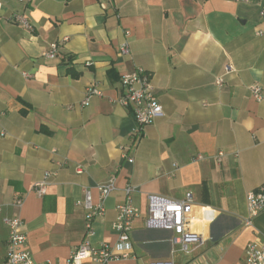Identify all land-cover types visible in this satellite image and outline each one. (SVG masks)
I'll return each instance as SVG.
<instances>
[{
    "label": "crops",
    "instance_id": "0c3cea01",
    "mask_svg": "<svg viewBox=\"0 0 264 264\" xmlns=\"http://www.w3.org/2000/svg\"><path fill=\"white\" fill-rule=\"evenodd\" d=\"M0 4L1 264L8 235L3 216L21 218L35 262L64 264L77 244L89 241L110 244L116 258L108 264H244L246 245L264 241V211L250 217L246 203L247 193L264 182V0ZM15 13L30 27L15 23ZM125 31L129 53L121 56ZM55 41V57L43 58ZM136 68L151 73L163 115L133 143L135 121L118 97L120 76ZM91 84L101 94L83 105ZM252 84L261 87L260 100ZM45 174L46 192L38 196L33 184ZM112 176L116 188L89 234L84 189L96 202V185ZM127 184L135 187L139 214L129 246L119 248L112 224ZM188 193V228L205 242L183 252L171 243L170 230L147 227L145 220L148 195L181 200Z\"/></svg>",
    "mask_w": 264,
    "mask_h": 264
},
{
    "label": "built area",
    "instance_id": "2783aa9c",
    "mask_svg": "<svg viewBox=\"0 0 264 264\" xmlns=\"http://www.w3.org/2000/svg\"><path fill=\"white\" fill-rule=\"evenodd\" d=\"M21 3L30 0H18ZM103 6V5H102ZM1 7V4H0ZM264 14V8L261 10ZM15 23L25 28L30 27V23L22 13H15L12 16ZM128 31H125V39L119 45V54L126 56L129 53V43L127 40ZM63 40L66 37L62 38ZM58 42L50 44L49 48L41 53L43 58H53L58 49ZM232 71L230 65H226L224 73L228 74ZM29 76L27 73H23ZM217 85L223 83V77L218 76L215 79ZM120 94L118 102L129 108L135 125L131 132V140L135 143L142 135L143 128L151 124L156 118L163 115V108L158 98L154 94L151 73L143 68L124 73L119 78ZM251 94L257 99L262 98V89L258 84L249 86ZM101 92L96 85H88L85 88L84 98L81 104L88 105L93 96H100ZM223 156V152L219 151L214 159L219 162ZM198 155L196 159H200ZM132 161V158H128ZM81 165L76 166V172H82ZM48 174L33 184V191L42 196L46 192L48 185ZM116 188L115 177H110L106 182L97 184L98 200L92 199L91 190L84 189L83 207L85 210V222L87 233L91 232V224L93 220L103 214V202L106 197ZM135 187L127 184L124 189V201L117 205V216L112 224L113 230L117 234V246L122 248L129 246L132 221L139 214V209L132 202V194ZM22 198H16L15 206H20ZM193 199L190 193L186 194L181 200H174L156 194L148 195L147 217L145 225L153 228H164L172 232L170 241L177 244L180 251L190 252L194 248L201 246L205 242V238L201 232H193L189 230L188 223L190 221L189 214L191 212ZM247 210L249 216H255L259 212L264 211V182L255 189L249 191L246 195ZM2 204L0 203V213ZM2 222L8 228V235L5 243V254L2 264H55L51 261L35 262L28 249L25 247L26 235L20 231L23 221L19 216H3ZM250 220H246L245 224H249ZM113 258H116L111 246L107 242L93 245L89 241H82L72 250L64 264H83L86 260L91 264H108ZM149 264H173L171 260H155ZM244 264H264V241L249 242L244 250Z\"/></svg>",
    "mask_w": 264,
    "mask_h": 264
},
{
    "label": "rangeland",
    "instance_id": "374dc122",
    "mask_svg": "<svg viewBox=\"0 0 264 264\" xmlns=\"http://www.w3.org/2000/svg\"><path fill=\"white\" fill-rule=\"evenodd\" d=\"M0 264H1V262H0Z\"/></svg>",
    "mask_w": 264,
    "mask_h": 264
}]
</instances>
